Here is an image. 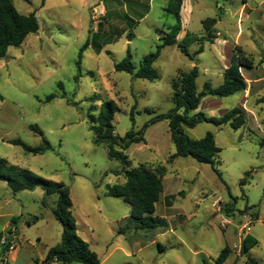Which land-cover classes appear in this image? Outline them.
Listing matches in <instances>:
<instances>
[{
	"label": "rangeland",
	"instance_id": "374dc122",
	"mask_svg": "<svg viewBox=\"0 0 264 264\" xmlns=\"http://www.w3.org/2000/svg\"><path fill=\"white\" fill-rule=\"evenodd\" d=\"M168 2L14 0L21 14L35 12L40 31L21 47H11L0 60V158L70 188L78 234L102 264H217L227 246L231 254L223 264H248L250 258L264 264V87L256 84L250 91L246 104L250 113L240 129L209 123L185 129L197 140L208 132L214 134L221 149L215 160L220 178L211 165L192 157L170 163L176 149L168 122L151 124L175 108L171 83L196 63L173 45L162 51L154 65L160 75L156 81L115 70L129 50L137 69L156 50L160 37L175 25L165 12ZM245 2L264 14V0H185L182 15L187 32L202 37V22L215 18V29L222 34L216 44L204 41L203 53L196 56L199 92L207 82L215 88L223 82L221 74L238 33L239 44L255 61L249 73L264 72L260 60L264 58V19L258 12L246 13L239 22ZM88 40L79 67L80 51ZM199 47L191 44L190 54ZM243 94L247 95L246 90L228 98L203 97L199 112L220 118L223 110L242 104ZM49 96H54L50 102ZM110 100L120 108L113 122L116 134L142 132L145 138L125 151L132 167L167 168L153 216L165 218L169 228L137 229L130 219V205L106 196L107 186L125 182L123 164L110 156L106 142L96 143L90 117H98ZM31 126H38L43 136ZM43 137L53 150L39 155L9 143L19 139L39 147ZM114 150L122 148L115 145ZM58 199L57 194L48 197L41 188L13 193L0 180V232L9 224L3 231L9 233L16 227L12 218H17L21 250L15 264H44L48 250L61 241L63 226L53 212ZM221 216L231 225L224 228ZM247 235L258 243L241 255Z\"/></svg>",
	"mask_w": 264,
	"mask_h": 264
},
{
	"label": "trees",
	"instance_id": "16d2710c",
	"mask_svg": "<svg viewBox=\"0 0 264 264\" xmlns=\"http://www.w3.org/2000/svg\"><path fill=\"white\" fill-rule=\"evenodd\" d=\"M184 1L169 0L165 12L175 19V25L170 27L164 36L160 37V44L156 46V50L143 59L139 68L137 69L133 64L129 50L127 57L115 65V70L132 74L135 78L156 81L160 75L154 65L162 51L173 45H178L181 52L196 63L189 72H179L178 77L171 83L175 108L167 114L157 116L151 121V124L162 120L168 122L171 140L176 149L175 154L169 159L170 163L175 162L177 158L192 157L199 163L211 165L215 173L222 178L220 170L215 168V160L221 149L216 144L214 134L208 132L202 139L197 140L191 138L185 129H193L201 123H209L217 127L230 124L234 130L243 127L246 124V111L239 107L231 109L220 118L209 117L203 112L196 111L199 109L203 97L228 98L247 90V82L242 71L252 70L255 67V61L241 46L236 45L233 49L231 64L224 72L223 83L214 88L207 82L204 84L203 91L199 92L197 87L199 68L196 56L203 53L204 46L202 44L204 41L214 43L218 38L215 29L218 20L215 18L205 19L202 22L204 36L196 37L193 33L187 32L184 40L180 43L178 36L183 29L181 12ZM39 31L40 22L35 12L28 15L21 14L15 7L14 0H0V60L7 56L11 47H21L29 36L36 35ZM195 43L200 47L192 55L189 52V46ZM88 45L89 40L80 51L79 67L83 52ZM59 86L62 88L63 84L60 83ZM53 99L54 96H49L47 101L50 102ZM135 110L136 105L132 108V119ZM119 111L118 105L110 100L105 102L98 117H90L91 129L96 135V143L106 142L110 148V156L120 160L123 164L122 172L125 176V182L107 186L106 196L123 199L130 205V219L136 223L137 229L167 228L168 224L165 219L153 216L163 193V179L167 174V168L153 169L145 164L132 167L131 160L125 151L133 144L145 142V138L142 132L136 134L132 131L127 133L125 137L116 134L113 122ZM148 112L152 113L149 110ZM31 130L43 136L38 126H31ZM42 142L43 144L39 147H31L19 139L9 141L10 144L20 146L25 152L33 155L53 150L52 145L44 137ZM261 144L264 145V142ZM115 145H119L122 151L114 150ZM0 180L7 182L13 193L41 188L47 196L58 195L59 199L53 212L63 226L62 239L56 246L48 250L44 264H102L98 254L92 251L89 244L78 234V226L73 215L71 190L68 186L61 182L45 179L30 170L11 166L1 158ZM226 211H229L228 208ZM11 223L17 225V218H12ZM257 243L254 238L247 235L241 242V255L248 254ZM7 252H9L8 247H5V253ZM230 254L231 248L225 247L216 263L223 264ZM248 264H258V261L250 258Z\"/></svg>",
	"mask_w": 264,
	"mask_h": 264
},
{
	"label": "crops",
	"instance_id": "0c3cea01",
	"mask_svg": "<svg viewBox=\"0 0 264 264\" xmlns=\"http://www.w3.org/2000/svg\"><path fill=\"white\" fill-rule=\"evenodd\" d=\"M185 2V1H184ZM184 5V3H183ZM183 9L185 10L184 6L182 7V12H183ZM192 8L190 6H188V15H192ZM182 12H181V15H182ZM257 13L258 12V16L260 19H264V14L262 11H260L259 8H252L250 7L247 2H245V4L243 5V7L241 8L240 10V18H239V22L242 21V17H245L246 13L247 14H251V13ZM184 19H183V15H182V24H183V29L181 31V33L179 34L178 36V41H181V38L185 35L186 36V33H187V30L184 28ZM263 29V28H262ZM264 30V29H263ZM191 33V32H190ZM222 34L220 32H217V36L218 38L215 40L214 44H216L218 41H219V37L221 36ZM239 37H240V33H238V35L236 36L235 40H234V43L231 45V50H230V58L228 59V61L226 62L224 68H223V73L221 74V76L223 77V80H224V72L225 70L230 66L231 64V58H232V54H233V49L236 45H239ZM243 49L244 47L241 46ZM244 51L246 52V50L244 49ZM247 53V52H246ZM248 54V53H247ZM249 55V54H248ZM264 58L260 59L261 62L263 63V65L261 66V68L264 70V61H262ZM253 70V69H252ZM249 71L251 70H243L242 71V75L243 77L245 78L246 82H247V90H246V96L245 94H243V97H242V104H238L237 106L239 108H241L242 110L246 111V113L248 114L249 116V110H247L246 108V104L249 102L250 98L251 97H248L250 96V91L251 90H254V88L256 87V84L260 85V87H264V72H258V73H249ZM223 83V82H222ZM221 83V84H222ZM211 84V83H210ZM220 84V85H221ZM212 85V84H211ZM219 85V86H220ZM215 88V87H214ZM258 88V87H257ZM260 89V88H258ZM240 94V93H239ZM237 95V94H236ZM244 107V108H243ZM235 108V107H234ZM233 109V108H232ZM230 111V110H229ZM196 112H199V109L196 111ZM222 113H227V110H223ZM245 126V125H244ZM164 191V190H163ZM45 192V191H44ZM162 195V194H161ZM52 196V195H51ZM49 197V196H48ZM160 200H161V197H160ZM58 202V201H57ZM57 205V204H56ZM158 206L156 205V210H157ZM156 214V212H155ZM217 215V213H216ZM156 217H159V218H162L160 216H156ZM162 219H165V218H162ZM166 220V219H165ZM167 221V220H166ZM168 226L167 228H169V223L167 222ZM9 226V224L3 228V230L0 232V264H4V263H8V264H15L18 260V255H19V252L21 250V247H17L14 251H11V252H7L5 253V247L1 245V239L3 238L4 236V233L3 231ZM14 230H16V234H18V229H17V225L15 228H12ZM6 235V234H5ZM46 257V256H45ZM45 257L43 258V262H44V259ZM39 262V260H36ZM102 262V261H101ZM53 264H59V263H53Z\"/></svg>",
	"mask_w": 264,
	"mask_h": 264
},
{
	"label": "built area",
	"instance_id": "2783aa9c",
	"mask_svg": "<svg viewBox=\"0 0 264 264\" xmlns=\"http://www.w3.org/2000/svg\"><path fill=\"white\" fill-rule=\"evenodd\" d=\"M221 218H222L221 223L224 228L231 225V221L229 219L224 218L223 216H221ZM250 224L251 222H248L247 224H245L243 226V229L247 228ZM1 245L4 247H8L9 252L14 251L19 246L18 238L16 235V230L11 229L9 233L4 235L3 238L1 239Z\"/></svg>",
	"mask_w": 264,
	"mask_h": 264
}]
</instances>
